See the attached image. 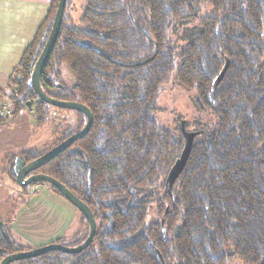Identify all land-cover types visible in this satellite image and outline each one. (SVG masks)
Listing matches in <instances>:
<instances>
[{"label": "trees", "instance_id": "obj_1", "mask_svg": "<svg viewBox=\"0 0 264 264\" xmlns=\"http://www.w3.org/2000/svg\"><path fill=\"white\" fill-rule=\"evenodd\" d=\"M58 3L53 0L16 70L23 82L10 81L23 99L0 124L23 115L28 103L43 122L50 105L35 94L31 75ZM71 4L41 85L50 97L87 106L94 122L87 136L36 173L59 181L89 207L97 230L81 253L51 251L15 263L159 264V251L166 264H264V0H92L81 17L85 27L70 24ZM206 8L211 13L203 17ZM64 65L73 90L63 82ZM171 79L193 92L197 111L217 120L196 129L201 139L172 195L167 178L184 138L155 119ZM82 129L65 130L55 146ZM43 154L5 155L0 170L16 181V160L27 164ZM88 234L89 226L76 246ZM28 250L0 220V263Z\"/></svg>", "mask_w": 264, "mask_h": 264}, {"label": "rangeland", "instance_id": "obj_2", "mask_svg": "<svg viewBox=\"0 0 264 264\" xmlns=\"http://www.w3.org/2000/svg\"><path fill=\"white\" fill-rule=\"evenodd\" d=\"M91 1L72 0L69 9L70 24L85 27L81 22V17ZM210 13V9L206 8L202 16L205 17ZM169 37L173 41L178 40L172 33ZM179 44L184 45L185 43L179 41ZM61 72L64 84L68 89L73 90L75 80L68 66L64 65ZM192 96L193 92L178 86L173 79L164 85L158 100L159 110L155 114L158 126L170 132L175 138L180 136L181 121L188 124L191 132H196L199 126L214 127L217 120L208 113L197 111L193 105ZM22 99L21 97V101ZM37 103L38 100L34 102V105ZM24 112V117L16 120V123H14V119L8 124H0L1 160L3 156H11V154L46 153L54 148L62 132L65 130L76 132L84 128L86 124L84 115L75 111L60 110L52 106L46 108L43 122L39 123L37 122L38 115L35 114V108L30 107ZM200 139L201 136H197L195 141ZM23 207L25 209V226H27L25 227V239L22 241L15 232H12V234L13 238L19 244L21 243L22 245H20L25 249H36L58 242L68 247H74L85 238L88 232L87 221L83 215L65 198L53 192L48 185L35 183L23 188L19 186L7 170H0V217L6 218V214L11 210L12 215L10 214L9 218L12 219L17 216L18 211ZM59 210L65 214L69 212L73 214H71L72 218L68 219L67 217L66 221L68 222L65 226L67 225L68 229L65 237L56 240L59 233L57 224L60 223L56 218L58 213L55 214V211ZM152 217L155 220L160 219L155 212ZM0 220L2 219L0 218ZM234 264L241 263L236 261Z\"/></svg>", "mask_w": 264, "mask_h": 264}, {"label": "water", "instance_id": "obj_3", "mask_svg": "<svg viewBox=\"0 0 264 264\" xmlns=\"http://www.w3.org/2000/svg\"><path fill=\"white\" fill-rule=\"evenodd\" d=\"M66 4L67 0H59L51 33L40 57L38 58L35 64L34 70L31 75V85L40 101L58 109L78 112L85 116L86 124L81 131L75 133L70 138L61 142L60 144H58L42 156L38 157L37 159L25 164L21 159L18 158L16 160V166L14 170L16 173V181L19 186L23 188L35 183L48 184L54 187L71 205H73L85 217L89 226V234L86 240L79 246L68 247L62 244L52 243L40 248L30 249L28 251L8 255L1 261L0 264H12L21 260L35 258L51 251H62L67 254H78L83 252L92 244L96 234V220L94 218L93 212L89 209V207H87L79 198H77L59 181L49 176L36 173L39 168L54 160L58 155H60L69 147H71V145L74 144L76 141L83 139L85 136H87L94 122L93 114L87 106L79 102L58 100L56 98L50 97L45 93L41 85L42 72L58 40V36L63 23ZM228 64V61H226L225 67L223 68L217 79L214 81L213 96H215L216 90L225 76ZM28 106L31 107V104L28 103ZM180 130L184 138V148L181 153V156L179 157V159H177V161L171 168L167 178L168 191L170 195H172L175 182L182 174L187 165L195 139L199 135L198 132L188 131L186 128V123L184 121L180 122ZM163 224L164 221H162V225ZM157 255L159 264H166L163 259V256L160 254L159 251H157Z\"/></svg>", "mask_w": 264, "mask_h": 264}, {"label": "crops", "instance_id": "obj_4", "mask_svg": "<svg viewBox=\"0 0 264 264\" xmlns=\"http://www.w3.org/2000/svg\"><path fill=\"white\" fill-rule=\"evenodd\" d=\"M52 2L53 0H0V107L3 96L11 89L10 81L17 77L16 70L26 49L34 41L39 28L48 17ZM24 115L25 112L15 119L20 120ZM10 212L6 214V218H0L4 223H8L11 232H15L24 241L27 227L25 209L23 207L18 211L17 218L10 219ZM57 213L56 218L60 224H57L59 233L56 240H60L65 237L68 229V226H65L68 222L67 217L72 218L73 213L65 214L60 210L55 211V214Z\"/></svg>", "mask_w": 264, "mask_h": 264}, {"label": "built area", "instance_id": "obj_5", "mask_svg": "<svg viewBox=\"0 0 264 264\" xmlns=\"http://www.w3.org/2000/svg\"><path fill=\"white\" fill-rule=\"evenodd\" d=\"M16 80L23 82V78L20 76L16 77ZM20 93L17 87H12L9 92L3 96V102L0 107V117L11 119L14 115L17 104L21 102Z\"/></svg>", "mask_w": 264, "mask_h": 264}, {"label": "flooded vegetation", "instance_id": "obj_6", "mask_svg": "<svg viewBox=\"0 0 264 264\" xmlns=\"http://www.w3.org/2000/svg\"><path fill=\"white\" fill-rule=\"evenodd\" d=\"M32 175V174H31Z\"/></svg>", "mask_w": 264, "mask_h": 264}]
</instances>
